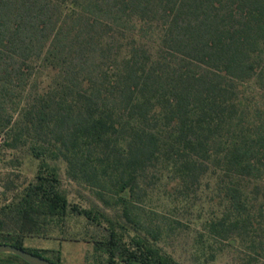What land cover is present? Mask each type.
Instances as JSON below:
<instances>
[{
  "label": "trees",
  "instance_id": "trees-1",
  "mask_svg": "<svg viewBox=\"0 0 264 264\" xmlns=\"http://www.w3.org/2000/svg\"><path fill=\"white\" fill-rule=\"evenodd\" d=\"M22 149L36 170L0 245L62 264L25 239L82 220L93 264H180L161 242L184 224L144 208L159 195L202 254L264 264V0H0V154ZM58 163L103 209L68 199Z\"/></svg>",
  "mask_w": 264,
  "mask_h": 264
},
{
  "label": "rangeland",
  "instance_id": "rangeland-1",
  "mask_svg": "<svg viewBox=\"0 0 264 264\" xmlns=\"http://www.w3.org/2000/svg\"><path fill=\"white\" fill-rule=\"evenodd\" d=\"M17 157L20 161L18 165L15 163L12 152L3 151L0 154V205L6 197L9 198L22 189L34 176L37 161L32 159L24 149L17 152ZM57 166L62 187L70 201L83 207L97 205L99 209H103L88 189L66 179L64 163H58ZM156 197L157 200H155ZM144 208L147 211L156 210L169 219L177 218L184 224L161 242L163 249L180 264H247L250 252L243 245L215 244L207 247L206 252L202 254L198 250L201 226L194 224L193 216L189 213L166 211L167 209L165 210L162 206V197L159 195L153 197L152 205H146ZM72 223L73 220L70 225H67L65 233L55 234L52 238L28 237L25 239V246L31 249L59 250L62 264H93L96 256L93 245L84 235L86 227L90 231H93V228L85 225L82 220L76 221L74 225ZM211 253L214 254V259L210 258Z\"/></svg>",
  "mask_w": 264,
  "mask_h": 264
},
{
  "label": "water",
  "instance_id": "water-1",
  "mask_svg": "<svg viewBox=\"0 0 264 264\" xmlns=\"http://www.w3.org/2000/svg\"><path fill=\"white\" fill-rule=\"evenodd\" d=\"M0 254L15 255L27 264H53L46 259L37 257L29 252L10 245H0Z\"/></svg>",
  "mask_w": 264,
  "mask_h": 264
},
{
  "label": "crops",
  "instance_id": "crops-1",
  "mask_svg": "<svg viewBox=\"0 0 264 264\" xmlns=\"http://www.w3.org/2000/svg\"><path fill=\"white\" fill-rule=\"evenodd\" d=\"M38 249V248H37Z\"/></svg>",
  "mask_w": 264,
  "mask_h": 264
}]
</instances>
